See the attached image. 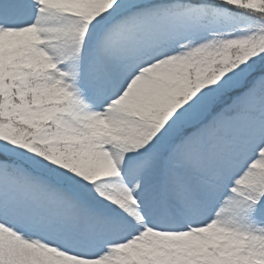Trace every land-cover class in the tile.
I'll return each instance as SVG.
<instances>
[{"label":"snow or ice","instance_id":"1","mask_svg":"<svg viewBox=\"0 0 264 264\" xmlns=\"http://www.w3.org/2000/svg\"><path fill=\"white\" fill-rule=\"evenodd\" d=\"M0 264H264V0H0Z\"/></svg>","mask_w":264,"mask_h":264}]
</instances>
